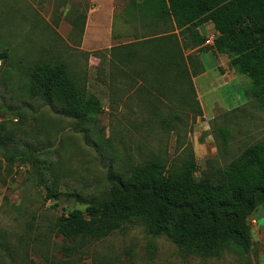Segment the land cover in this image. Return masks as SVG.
Returning a JSON list of instances; mask_svg holds the SVG:
<instances>
[{
    "label": "rangeland",
    "instance_id": "rangeland-1",
    "mask_svg": "<svg viewBox=\"0 0 264 264\" xmlns=\"http://www.w3.org/2000/svg\"><path fill=\"white\" fill-rule=\"evenodd\" d=\"M154 23L137 21L123 0H0V121L14 136L10 146L0 148V231L21 248L3 258L5 264H264L261 207L248 216V253L183 256L167 237L150 235L131 222L66 256L62 247L71 243L56 234L53 224L86 206L72 198L46 199L27 163L5 168L6 161H27L20 156L33 155L50 165L59 191L87 197L107 190L110 169H128L154 157L173 168L193 155L198 180L246 147L264 142V107L246 93L249 79L235 73L229 62L215 71L216 76L228 75L210 84L209 94L194 88L185 103L186 82L171 81L169 71L157 84L152 81L155 70L140 62L152 47L140 46L137 57L124 60L127 49L117 46L168 29ZM112 47H117L114 53ZM193 51L185 50V55ZM201 53L195 51L197 57ZM39 60L64 61L100 99L102 112L78 125L30 98L27 75ZM225 90L234 103H226L230 95Z\"/></svg>",
    "mask_w": 264,
    "mask_h": 264
},
{
    "label": "trees",
    "instance_id": "trees-1",
    "mask_svg": "<svg viewBox=\"0 0 264 264\" xmlns=\"http://www.w3.org/2000/svg\"><path fill=\"white\" fill-rule=\"evenodd\" d=\"M123 1L137 21L150 19L154 24L168 25L166 31L117 46L127 49L125 61L137 57L138 47H152L153 52L141 57L140 62L155 70L152 81L157 84L169 71L174 77L171 81L186 82L183 100L187 103L189 95L195 93L192 77L202 72L195 51L210 50L215 57H226L235 73L249 79L246 93L264 107V0ZM208 22L216 31L212 46L204 45L207 38L198 30ZM191 49L194 51L185 55V50ZM27 76L30 98L42 101L56 115L79 125L102 112L100 99L88 92L64 61L39 60ZM221 132L228 136L225 129ZM13 141L14 136L0 121V148ZM23 156L27 161H6L5 168L11 169L15 162L27 163L43 184L46 199L72 198L86 206L85 211L74 209L53 224L56 234L71 243L62 247L66 256L131 222L143 225L150 235L167 237L183 256L217 257L226 250L248 253L252 247L248 216L264 208V142L246 147L224 167L204 173L198 180L193 155L173 168L154 157L128 169H110L107 190L87 197L77 192L62 193L50 165L45 166L33 155ZM20 250L19 243L11 245L0 231V264Z\"/></svg>",
    "mask_w": 264,
    "mask_h": 264
},
{
    "label": "crops",
    "instance_id": "crops-1",
    "mask_svg": "<svg viewBox=\"0 0 264 264\" xmlns=\"http://www.w3.org/2000/svg\"><path fill=\"white\" fill-rule=\"evenodd\" d=\"M199 33L205 37L207 35H213L215 37L216 31L214 30L213 24L210 22L204 23L202 26L199 27ZM200 61L202 64V72L196 75L195 77H192L193 86L196 90V92L199 94L198 88L200 87L204 92L207 94L210 93L211 89L208 90V87H210V84H213L219 80H224V77H226L228 74L224 72H219V75H215V71L217 68H219L221 65L228 64L229 60L224 56H218L215 57L210 50L202 51V53L199 55ZM166 83V81L164 82ZM224 84H227V82ZM220 85V84H219ZM221 88L223 86H220ZM228 95V99L226 100V103H234L235 100H233V96L229 94L228 90H225ZM232 97V98H231ZM230 98V101H229Z\"/></svg>",
    "mask_w": 264,
    "mask_h": 264
},
{
    "label": "built area",
    "instance_id": "built-area-1",
    "mask_svg": "<svg viewBox=\"0 0 264 264\" xmlns=\"http://www.w3.org/2000/svg\"><path fill=\"white\" fill-rule=\"evenodd\" d=\"M214 42V37H209L206 39V42L204 43V45L206 46H212Z\"/></svg>",
    "mask_w": 264,
    "mask_h": 264
}]
</instances>
